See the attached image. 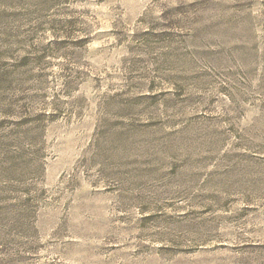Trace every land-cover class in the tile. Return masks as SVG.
<instances>
[{"label": "rangeland", "instance_id": "rangeland-1", "mask_svg": "<svg viewBox=\"0 0 264 264\" xmlns=\"http://www.w3.org/2000/svg\"><path fill=\"white\" fill-rule=\"evenodd\" d=\"M0 264H264V0H0Z\"/></svg>", "mask_w": 264, "mask_h": 264}]
</instances>
